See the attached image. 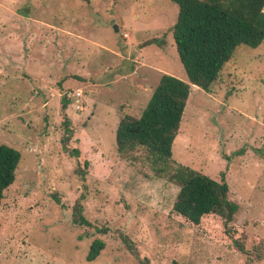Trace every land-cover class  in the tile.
I'll return each mask as SVG.
<instances>
[{
	"label": "rangeland",
	"instance_id": "1",
	"mask_svg": "<svg viewBox=\"0 0 264 264\" xmlns=\"http://www.w3.org/2000/svg\"><path fill=\"white\" fill-rule=\"evenodd\" d=\"M178 13L172 0H0V144L21 155L0 206V264H264L219 240L216 217L185 222L179 186L119 156L121 117L142 114L164 73L188 80ZM173 158L224 175L236 223L264 239V41L239 45L210 91L193 85ZM80 197L91 226L72 221ZM98 237L106 247L89 261Z\"/></svg>",
	"mask_w": 264,
	"mask_h": 264
},
{
	"label": "trees",
	"instance_id": "2",
	"mask_svg": "<svg viewBox=\"0 0 264 264\" xmlns=\"http://www.w3.org/2000/svg\"><path fill=\"white\" fill-rule=\"evenodd\" d=\"M179 7L173 36L188 80L164 73L140 116L125 114L116 130V144L122 159L146 163L160 178L178 185L173 211L194 226L217 218L224 243L248 256L249 261L264 257V239L236 223L240 205L230 198L229 183L177 162L173 146L196 85L210 91L226 63L241 44L258 47L264 41V0H172ZM70 103L63 99L66 109ZM67 132L71 130L67 127ZM78 153V151H76ZM20 152L0 144V206L5 191L16 181ZM88 162L86 161V166ZM84 175V171H81ZM61 205V199L55 197ZM83 197L73 206L72 221L91 226L84 213ZM107 233V228L96 227ZM82 238V236H80ZM133 256L139 258L133 241L123 235ZM106 247L100 237L91 243L87 259L94 261ZM141 264H146L140 261ZM174 264H179L174 261Z\"/></svg>",
	"mask_w": 264,
	"mask_h": 264
},
{
	"label": "built area",
	"instance_id": "3",
	"mask_svg": "<svg viewBox=\"0 0 264 264\" xmlns=\"http://www.w3.org/2000/svg\"><path fill=\"white\" fill-rule=\"evenodd\" d=\"M80 96H82V93L79 91V92L71 93V94L69 95V98H71V97H80ZM80 108H81V107H80Z\"/></svg>",
	"mask_w": 264,
	"mask_h": 264
},
{
	"label": "water",
	"instance_id": "4",
	"mask_svg": "<svg viewBox=\"0 0 264 264\" xmlns=\"http://www.w3.org/2000/svg\"><path fill=\"white\" fill-rule=\"evenodd\" d=\"M115 31L119 30V26L115 23V20L112 21Z\"/></svg>",
	"mask_w": 264,
	"mask_h": 264
}]
</instances>
